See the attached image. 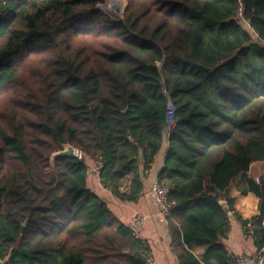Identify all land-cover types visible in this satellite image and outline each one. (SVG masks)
I'll return each instance as SVG.
<instances>
[{"label":"trees","instance_id":"trees-1","mask_svg":"<svg viewBox=\"0 0 264 264\" xmlns=\"http://www.w3.org/2000/svg\"><path fill=\"white\" fill-rule=\"evenodd\" d=\"M105 2L0 0V260L150 264L147 241L87 186L88 159L134 203L167 136L156 181L178 263L235 264L227 211L264 245V177L247 179L257 216L230 194L264 160V0H126L121 16ZM65 144L82 158L51 160Z\"/></svg>","mask_w":264,"mask_h":264},{"label":"crops","instance_id":"crops-1","mask_svg":"<svg viewBox=\"0 0 264 264\" xmlns=\"http://www.w3.org/2000/svg\"><path fill=\"white\" fill-rule=\"evenodd\" d=\"M167 147V136H164L160 150L154 157L150 169L142 176V194L137 202H126L116 198L105 189L99 181L97 173L87 170V186L98 194L108 205L114 215L123 223L129 225L131 217L135 214L145 216L142 227L137 229L138 236L147 241L150 247V264H179L177 256L172 248V234L168 221L160 212L155 202L151 185L157 179V174L164 161ZM92 161L88 160V168L92 167ZM264 177V160L251 163L246 175L235 179L230 185V194L234 199L233 208L242 219L249 220L260 213L259 197L247 187V179L258 180ZM229 230L221 242L226 247L228 254H253L257 251L252 235L246 234L244 227L230 211ZM194 253L201 256L204 247H195ZM211 264H219L213 261Z\"/></svg>","mask_w":264,"mask_h":264},{"label":"built area","instance_id":"built-area-1","mask_svg":"<svg viewBox=\"0 0 264 264\" xmlns=\"http://www.w3.org/2000/svg\"><path fill=\"white\" fill-rule=\"evenodd\" d=\"M240 11H241V8L239 10L238 16L239 15L241 16ZM172 114H173V109L171 105H169L167 107V116L170 122H171ZM75 155L78 156L79 158H82V154L78 152L77 150L75 151ZM88 160L92 161L93 163L92 167H89L88 169H91L92 172L98 174L99 169L101 167V162L93 161L91 159H88ZM151 193H152V196L155 202L159 206L160 212L164 216L167 215L171 208V204L168 201V188L160 185L157 181H154L151 185ZM144 222H145V216L142 214H135L131 217L129 225L135 236H138L137 229L142 227ZM0 264H3L1 260H0ZM235 264H264V245L253 254H239L236 258Z\"/></svg>","mask_w":264,"mask_h":264},{"label":"water","instance_id":"water-1","mask_svg":"<svg viewBox=\"0 0 264 264\" xmlns=\"http://www.w3.org/2000/svg\"><path fill=\"white\" fill-rule=\"evenodd\" d=\"M110 3H111L110 6H111V8L114 10V13L117 14V15H119V14H120V11H119V8H118V6L116 5V3L113 2V1H111ZM115 16H116V15H115ZM170 123H171V122H170ZM170 123H168V124H170ZM75 151H76V149H75L72 145H70V144H65L61 150H58V151L53 152V153L51 154V156H50V159L53 160V158H54V157H57V156H74V155H75ZM220 203H221V204H224V205H223V208H224V210L227 211L228 208H227V206L225 205L224 200H221ZM227 212H228V214H230V211H227ZM24 224H25V223H23V225H24Z\"/></svg>","mask_w":264,"mask_h":264},{"label":"rangeland","instance_id":"rangeland-1","mask_svg":"<svg viewBox=\"0 0 264 264\" xmlns=\"http://www.w3.org/2000/svg\"><path fill=\"white\" fill-rule=\"evenodd\" d=\"M112 1L115 2L116 5H117L118 8H119L120 14H119L118 16H121V13H122V11H123L124 5L126 4V0H112ZM110 2H111V0H106V2L103 3V4L100 6V8H101V10H103V11H105V12H108L109 14H112L113 16H115V15H117V14H115V13H114V10L111 8V6H110L111 3H110ZM237 21H238L239 23H242L243 25H245L243 28L246 29V30L251 34V36H252L253 38L255 37V35L253 34L252 30H251L250 28L246 27V26H247V25L245 24L246 22H245L244 20L241 19V16H240V15L237 17Z\"/></svg>","mask_w":264,"mask_h":264},{"label":"bare ground","instance_id":"bare-ground-1","mask_svg":"<svg viewBox=\"0 0 264 264\" xmlns=\"http://www.w3.org/2000/svg\"><path fill=\"white\" fill-rule=\"evenodd\" d=\"M112 1V0H111Z\"/></svg>","mask_w":264,"mask_h":264}]
</instances>
